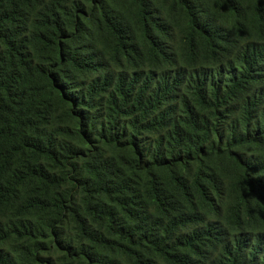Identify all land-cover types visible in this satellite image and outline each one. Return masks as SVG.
Returning <instances> with one entry per match:
<instances>
[{
	"label": "trees",
	"instance_id": "1",
	"mask_svg": "<svg viewBox=\"0 0 264 264\" xmlns=\"http://www.w3.org/2000/svg\"><path fill=\"white\" fill-rule=\"evenodd\" d=\"M0 264H264V0H0Z\"/></svg>",
	"mask_w": 264,
	"mask_h": 264
}]
</instances>
